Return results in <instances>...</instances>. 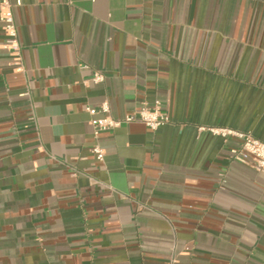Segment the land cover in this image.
<instances>
[{"label": "crops", "instance_id": "obj_1", "mask_svg": "<svg viewBox=\"0 0 264 264\" xmlns=\"http://www.w3.org/2000/svg\"><path fill=\"white\" fill-rule=\"evenodd\" d=\"M21 1L25 72L0 21V264H264V171L201 130L264 142V0ZM104 100L169 122L103 132L99 161Z\"/></svg>", "mask_w": 264, "mask_h": 264}, {"label": "built area", "instance_id": "obj_2", "mask_svg": "<svg viewBox=\"0 0 264 264\" xmlns=\"http://www.w3.org/2000/svg\"><path fill=\"white\" fill-rule=\"evenodd\" d=\"M21 5V0H0V21L4 29L6 46L11 56L13 69L18 72H25L23 47L15 17V8ZM104 78L105 75L97 71L94 73L93 82L100 83L104 81ZM86 111L91 115L90 122L93 128L92 152L99 161H103L105 157V151L100 143V136L103 132L112 130L123 123L136 121L144 123L151 130H157L169 122L159 100L151 105L144 103L121 118L112 116L108 100H104L98 107L87 106ZM204 129H208L225 140L237 139L239 143L230 149L231 157L236 161L251 165L258 171H264V142L256 138L251 132L228 127H201V130ZM175 262L176 258H171L167 264H175Z\"/></svg>", "mask_w": 264, "mask_h": 264}]
</instances>
